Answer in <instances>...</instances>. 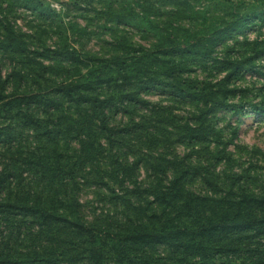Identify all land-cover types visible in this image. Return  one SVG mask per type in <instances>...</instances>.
<instances>
[{
    "label": "trees",
    "instance_id": "trees-1",
    "mask_svg": "<svg viewBox=\"0 0 264 264\" xmlns=\"http://www.w3.org/2000/svg\"><path fill=\"white\" fill-rule=\"evenodd\" d=\"M74 6L104 22L110 56L43 0H0V264H264V154L237 169L213 115L264 58V0ZM82 188L106 205L91 221Z\"/></svg>",
    "mask_w": 264,
    "mask_h": 264
},
{
    "label": "rangeland",
    "instance_id": "rangeland-1",
    "mask_svg": "<svg viewBox=\"0 0 264 264\" xmlns=\"http://www.w3.org/2000/svg\"><path fill=\"white\" fill-rule=\"evenodd\" d=\"M43 2L60 14L63 17V21L77 23L81 28H86L89 36L81 42L86 50L103 58L111 55V50L107 49L103 42L109 40L110 34L102 30L104 22H101L99 20L100 17L96 16L94 12H90V9L88 10L89 12L79 10L80 6H74L75 0H43ZM93 8L99 10L100 5L95 4ZM9 20L15 22V28L18 31L25 33H31V27H34L38 23L33 22L35 18L29 11L21 8L16 12H12L9 15ZM127 31L131 33L135 42L148 45L147 42L138 41V36L133 31ZM248 37L253 40L256 38V34L253 31H249ZM237 39H240V35L237 36ZM44 40L49 47H52L55 43L47 34H45ZM230 43L231 41L228 42V45ZM75 46L77 49L80 48L78 45ZM217 53L219 54L221 51ZM0 61H2L1 58ZM0 70L3 74L7 73L9 70L8 64L0 62ZM241 70L242 76L233 85L235 87V94L230 95L228 98L229 107L226 110L214 111L213 115L221 127L229 126L230 133L233 131L236 133L234 143L228 149L234 159L235 167L237 169H246L256 161H258V165H262L261 156L257 154V151L264 154V116L261 115V110L263 109H254V107L264 105V58L257 60L251 67V70L248 71V68ZM196 74L200 79L205 78V74L199 71H196ZM216 78L217 80L220 79L219 77ZM146 98L151 102L163 101L158 94H152ZM231 105L241 107L243 110L234 111ZM230 133L228 132L226 136H229ZM179 152L183 154L184 150L181 148ZM79 200L81 214L87 221H91L95 215L99 214L106 207L100 201V197L93 188H82Z\"/></svg>",
    "mask_w": 264,
    "mask_h": 264
}]
</instances>
